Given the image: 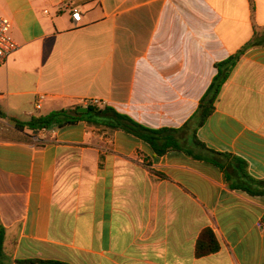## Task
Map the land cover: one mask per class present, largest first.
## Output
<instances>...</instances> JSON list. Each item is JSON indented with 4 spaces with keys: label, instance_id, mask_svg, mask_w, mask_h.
Wrapping results in <instances>:
<instances>
[{
    "label": "crops",
    "instance_id": "0c3cea01",
    "mask_svg": "<svg viewBox=\"0 0 264 264\" xmlns=\"http://www.w3.org/2000/svg\"><path fill=\"white\" fill-rule=\"evenodd\" d=\"M0 14L18 46L0 64V223L11 262L264 264V196L231 189L210 162L158 156L84 120L14 126L99 99L146 128L178 130L185 150L203 155L194 134L264 180V0H0ZM235 56L197 127L216 66ZM206 228L219 250L196 257Z\"/></svg>",
    "mask_w": 264,
    "mask_h": 264
},
{
    "label": "trees",
    "instance_id": "16d2710c",
    "mask_svg": "<svg viewBox=\"0 0 264 264\" xmlns=\"http://www.w3.org/2000/svg\"><path fill=\"white\" fill-rule=\"evenodd\" d=\"M236 59L237 56L216 66L218 69L217 76L213 80L199 106L197 114V127L201 126L207 116L212 112L213 104L217 98L221 85L224 83ZM225 65H227V67L224 69L223 67ZM77 109L78 108L54 111L47 115L33 117L27 122L14 121V126L20 131H23L25 128L38 131L52 127H63L75 124L82 120L93 124L103 125L109 129L124 131L141 139L146 142L158 156L164 155L169 151L181 150L185 151L188 155L197 160L210 162L224 173L231 189L244 191L251 196H264V180H256L252 178L248 174L247 164L245 161L226 153H216L206 149L203 144L196 140L194 134L192 143L195 147H198L203 151V155L193 154L190 151L185 150L184 146L180 143L177 137L178 130L176 129L146 128L134 122L129 117L119 114L112 108L106 106L103 108L88 106L87 113H78ZM4 238L5 229L0 223V264H66L57 261H42L33 259L16 260L11 262L4 252ZM218 250L219 243L213 231L209 228L203 229L195 242L196 257L208 256L216 253Z\"/></svg>",
    "mask_w": 264,
    "mask_h": 264
},
{
    "label": "built area",
    "instance_id": "2783aa9c",
    "mask_svg": "<svg viewBox=\"0 0 264 264\" xmlns=\"http://www.w3.org/2000/svg\"><path fill=\"white\" fill-rule=\"evenodd\" d=\"M71 20L77 25L80 22L81 15L77 11L71 12ZM11 28L10 21L0 14V64L4 63L6 58L17 49L16 43L10 38L9 32ZM44 100V95H38L37 99L34 101L35 109L39 110L41 108V103ZM81 104L83 107L93 106L100 107L103 106L102 101L99 99H89L82 100ZM46 129H42L40 132H45ZM34 142H38V138L33 139Z\"/></svg>",
    "mask_w": 264,
    "mask_h": 264
},
{
    "label": "water",
    "instance_id": "95a60500",
    "mask_svg": "<svg viewBox=\"0 0 264 264\" xmlns=\"http://www.w3.org/2000/svg\"><path fill=\"white\" fill-rule=\"evenodd\" d=\"M77 112L78 113H87L88 112V109L86 107H79L77 109Z\"/></svg>",
    "mask_w": 264,
    "mask_h": 264
}]
</instances>
